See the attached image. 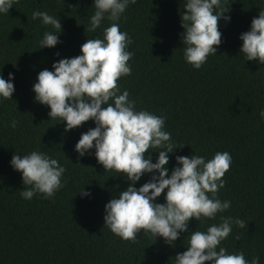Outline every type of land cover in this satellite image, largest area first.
Instances as JSON below:
<instances>
[{"label":"trees","instance_id":"1","mask_svg":"<svg viewBox=\"0 0 264 264\" xmlns=\"http://www.w3.org/2000/svg\"><path fill=\"white\" fill-rule=\"evenodd\" d=\"M182 3L136 0L129 5L119 24L133 41L127 49L133 53L131 74L117 83L121 93H130L138 111L166 118L175 151L169 154V174L177 156L197 154L207 160L217 152L230 153L226 185L217 196L231 201V208L215 219H193L175 247L143 230L133 242L105 228V205L130 182L106 172L94 149L84 157L75 152L81 134L95 127L93 121L65 132L60 119L51 121L50 108L34 100L32 89L40 71L81 55V45L102 39L103 28L112 22L105 20L95 33L86 32L93 0H15L8 14H0V74L6 80L9 73L15 76L12 99L0 102V264H171L187 250L191 232L220 224L221 216L239 218L246 226L233 224L220 247L229 254L243 252L246 260L258 256L264 264V119L259 115L264 110V65L241 56L239 39L264 9V0H225L231 23L220 21L222 43L200 69L184 58ZM35 10L61 21V43L53 49H39L50 27L32 18ZM13 119L18 121L15 128L10 126ZM34 150L66 169L63 187L53 198L38 193L27 200L20 195L29 186L10 161L14 154ZM147 155L153 162L158 158V152ZM150 179L142 177L137 189ZM84 188L90 198L80 194ZM156 202L165 203L164 195Z\"/></svg>","mask_w":264,"mask_h":264},{"label":"clouds","instance_id":"2","mask_svg":"<svg viewBox=\"0 0 264 264\" xmlns=\"http://www.w3.org/2000/svg\"><path fill=\"white\" fill-rule=\"evenodd\" d=\"M14 2L0 0V14H8ZM135 3L136 0H93L94 13L85 30L95 33L105 20L111 21L110 26L103 28V38L87 39L81 45V55L59 59L52 64V70L40 71L32 90L34 100L50 108L51 121L60 119L66 125L65 132L93 121L95 127L81 134L75 152L84 157L94 149L106 172L114 171L130 182L125 191L105 205V228L133 242L143 230L175 247L181 234L189 232L193 219H215L218 213L231 208V201H222L217 193L226 185L223 178L230 170L232 157L226 151L207 160L197 154L177 156V166L169 174V154L175 151L171 133L165 129L166 118L147 110L138 111L130 93H121L117 83L131 74L128 62L133 53L127 49L133 41L128 32L120 30L119 21L129 5ZM224 3L225 0H183L184 58L195 69H200L209 55L217 54L222 43L220 21L231 23V16L226 15L229 8ZM32 18L50 27L40 39L39 49H53L61 43L60 19L39 10L33 11ZM239 39L241 56L247 62L264 65V9H260L250 30ZM14 80L13 73H9L7 80L0 74V102L12 99ZM259 115L264 119V110ZM17 124L13 119L10 126L15 128ZM150 152H158L155 162L151 155L146 156ZM10 166L22 174L23 184L29 186L20 191L24 199L31 200L38 193L50 199L63 187L65 167L45 152L14 154ZM146 175L151 179L137 189L136 184ZM80 194L85 198L92 196L85 188ZM162 195L165 203H157ZM221 221L206 231L191 232L186 237L187 250L172 258L171 264H260L258 256L246 260L243 252L229 254L220 247L232 233L233 224L246 226L243 220L231 216H221Z\"/></svg>","mask_w":264,"mask_h":264}]
</instances>
